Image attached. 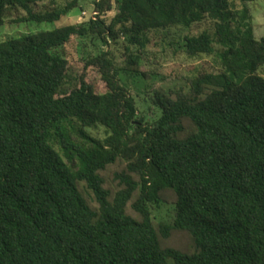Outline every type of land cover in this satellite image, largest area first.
<instances>
[{
  "label": "trees",
  "instance_id": "16d2710c",
  "mask_svg": "<svg viewBox=\"0 0 264 264\" xmlns=\"http://www.w3.org/2000/svg\"><path fill=\"white\" fill-rule=\"evenodd\" d=\"M252 2L94 0L81 25L0 42V264H264V37ZM79 3L0 0V27L15 13L17 24L59 22ZM205 21L215 33L189 32L176 46L190 59L222 46L219 73L189 79L188 91L148 90V120L120 73L149 79L144 51L158 34ZM73 37L108 49L80 71L52 52ZM111 42H122L125 64ZM99 127L103 139L87 132ZM118 162L113 191L103 173ZM165 193L171 219L157 224ZM179 232L189 251L164 246Z\"/></svg>",
  "mask_w": 264,
  "mask_h": 264
},
{
  "label": "rangeland",
  "instance_id": "374dc122",
  "mask_svg": "<svg viewBox=\"0 0 264 264\" xmlns=\"http://www.w3.org/2000/svg\"><path fill=\"white\" fill-rule=\"evenodd\" d=\"M61 3H63L61 1ZM80 9L73 11L67 18L55 23H22L17 24L14 20L18 17L15 13L7 19L5 25L0 27V42L16 39L28 34H37L59 29L69 24L81 25L88 21L94 14V0H80ZM254 32L257 39L264 37V0H254L250 5ZM203 31L215 33V23L205 21L201 25H196L191 31L172 29L170 32L159 33L154 39V46L148 47L144 51V70L148 72L149 79L132 78L128 74L120 73V79L128 86L136 97L140 114L148 120L155 119L154 113L150 112V102L145 101L148 90L157 87L166 89H181L188 91L190 88L189 79L198 77L200 73H219L221 64L219 54L223 51V47L216 45V53L212 56H203L197 59L188 58L176 44L179 38L187 33L196 35ZM122 43V42H121ZM114 44L111 42L110 50L116 55L119 64H125L122 58L124 49L122 44ZM108 47L101 40L95 37H73L66 45L55 48L52 52L54 55L64 57L71 61L80 71L84 70L83 62L91 56L97 55ZM259 75L264 76V67H262ZM87 77L94 84L98 92H104V83L94 69H88ZM158 113V110H154ZM87 132L95 137L103 139L106 137V129L99 127L96 130L87 129ZM125 170V164L118 162L116 165L108 168L104 172V176L108 182V186L113 191L120 188L117 175ZM82 193L93 207H97L98 203L95 200L93 193L86 187L84 183L80 185ZM173 195L165 193L162 195L161 207H154L153 214L156 218V223L161 224L169 222L173 209ZM128 213L135 216L134 210L129 205ZM164 246L180 248L186 251L192 249V239L187 233H174L169 241H163Z\"/></svg>",
  "mask_w": 264,
  "mask_h": 264
},
{
  "label": "built area",
  "instance_id": "2783aa9c",
  "mask_svg": "<svg viewBox=\"0 0 264 264\" xmlns=\"http://www.w3.org/2000/svg\"><path fill=\"white\" fill-rule=\"evenodd\" d=\"M94 15H95V13H94Z\"/></svg>",
  "mask_w": 264,
  "mask_h": 264
}]
</instances>
